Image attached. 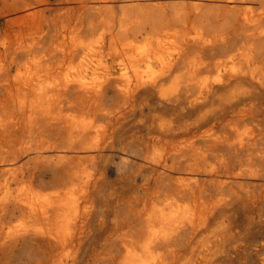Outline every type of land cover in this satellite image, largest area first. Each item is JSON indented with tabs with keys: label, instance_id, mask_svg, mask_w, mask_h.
Instances as JSON below:
<instances>
[{
	"label": "bare ground",
	"instance_id": "obj_1",
	"mask_svg": "<svg viewBox=\"0 0 264 264\" xmlns=\"http://www.w3.org/2000/svg\"><path fill=\"white\" fill-rule=\"evenodd\" d=\"M0 264H264V0H0Z\"/></svg>",
	"mask_w": 264,
	"mask_h": 264
},
{
	"label": "rangeland",
	"instance_id": "obj_2",
	"mask_svg": "<svg viewBox=\"0 0 264 264\" xmlns=\"http://www.w3.org/2000/svg\"><path fill=\"white\" fill-rule=\"evenodd\" d=\"M137 181H141L140 179H137Z\"/></svg>",
	"mask_w": 264,
	"mask_h": 264
}]
</instances>
